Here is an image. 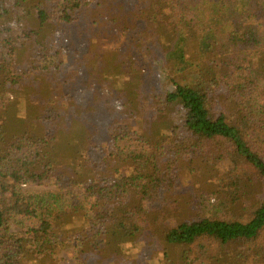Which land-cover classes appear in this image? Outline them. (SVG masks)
<instances>
[{
    "label": "trees",
    "instance_id": "16d2710c",
    "mask_svg": "<svg viewBox=\"0 0 264 264\" xmlns=\"http://www.w3.org/2000/svg\"><path fill=\"white\" fill-rule=\"evenodd\" d=\"M1 108L0 264H264V0H0Z\"/></svg>",
    "mask_w": 264,
    "mask_h": 264
},
{
    "label": "rangeland",
    "instance_id": "374dc122",
    "mask_svg": "<svg viewBox=\"0 0 264 264\" xmlns=\"http://www.w3.org/2000/svg\"><path fill=\"white\" fill-rule=\"evenodd\" d=\"M59 53V54H57ZM12 58L8 56V61L11 62ZM63 62V67L60 71L57 69V65L59 62ZM67 62L69 63V59H66L65 56L62 54L61 51H54L53 55H50L46 58V56H41L36 62H35V68H32V63H26L25 67L22 68L20 71L24 72L26 69L28 71V77L27 81L21 85V82L14 85V87H9L6 89V93L8 96L5 99L7 101V107L4 109V111L7 114L10 115H16L18 110H20L23 105H25L21 97L28 96L32 98V101H35L38 99L37 103L41 104L47 103V99L45 97L50 96V93L53 92L55 89L56 83H58L59 77L58 72L62 74L64 77H67L69 75V69L67 67ZM160 68V67H159ZM160 78L158 87L159 89H162L164 91L172 89L173 86L168 82V79L165 74V70L163 67L160 69ZM14 75L19 74L18 69L13 71ZM36 85V86H35ZM49 94V95H48ZM42 98V99H39ZM119 100L120 99H116ZM4 101V100H3ZM10 106H15V108H10ZM3 111L1 108L0 112ZM15 133V127L14 125H8V128L5 130H2V137H9L10 135ZM24 189L27 190H37V189H43L46 188L45 186H25L23 185ZM95 246H103V244L98 243V241L95 242ZM173 250V246L168 247V251ZM100 251V250H99ZM174 256H176V250L173 251ZM160 257L164 258L163 251H160L158 254ZM149 257H151L149 255ZM57 264H81L80 260L77 255V248L75 245H63L62 248H58L57 254L55 255ZM124 262V260H123ZM125 263V262H124ZM165 264V263H163Z\"/></svg>",
    "mask_w": 264,
    "mask_h": 264
}]
</instances>
